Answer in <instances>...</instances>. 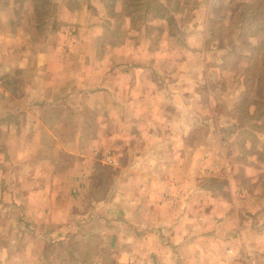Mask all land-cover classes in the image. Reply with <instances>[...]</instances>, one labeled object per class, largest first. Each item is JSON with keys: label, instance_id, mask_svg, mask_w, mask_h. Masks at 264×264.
Listing matches in <instances>:
<instances>
[{"label": "crops", "instance_id": "crops-1", "mask_svg": "<svg viewBox=\"0 0 264 264\" xmlns=\"http://www.w3.org/2000/svg\"><path fill=\"white\" fill-rule=\"evenodd\" d=\"M52 50L44 59L30 61L19 54L0 62V222L23 232L24 239L18 241L19 264H46V258L56 264L54 249L59 243L66 246L65 260L71 264H118L135 253L157 264H233L232 244L244 241L246 233L242 215L248 210L264 211V187L255 200L241 179L263 181L264 167L210 171L214 179L226 177L223 188L217 184L215 190H208L214 230L193 237L186 230L181 247V196L193 199L200 191L191 180L203 153L213 162L221 157L210 149L217 144L211 139L194 143L192 152L181 156V61L172 74L149 62L130 69L112 89L98 91L103 105L96 127L89 116L84 118L89 113L83 111L89 108H79L74 116L72 101L77 91L78 97L92 92L58 88L59 82L73 78L59 80ZM26 67L36 68L29 80L20 77ZM154 69H159L156 74ZM9 83L21 86L12 88ZM185 89L184 98L191 100L194 95ZM27 99L30 102L24 105ZM110 117L112 124L107 125ZM191 127L182 128L188 132ZM106 150L113 152L112 166L98 155ZM27 226L34 233L29 234ZM235 227L241 230L231 232ZM202 242L223 246L224 261L214 258V248L205 252L213 258L204 259L199 250ZM24 243L32 251H24ZM2 251L10 264V250L2 247ZM176 253L182 257L180 263Z\"/></svg>", "mask_w": 264, "mask_h": 264}, {"label": "rangeland", "instance_id": "rangeland-1", "mask_svg": "<svg viewBox=\"0 0 264 264\" xmlns=\"http://www.w3.org/2000/svg\"><path fill=\"white\" fill-rule=\"evenodd\" d=\"M49 49H53L51 55L58 62L59 80L63 76L73 78L59 82L58 88L92 92L89 97H78L77 91L72 101L74 116L79 115V108H89L83 111L89 113L84 118L89 116L96 127L103 105V95L98 91L112 89L124 81L130 69L149 62L172 74L181 61V156L191 153L193 144L206 142L205 139L217 142L210 149L221 155L213 162L206 160L209 155L203 153L197 177L191 180L200 191L193 199L181 196V247L186 230L190 237L205 236L214 230L215 216L208 206V190H215L217 184L223 188L226 177L214 179L210 171L263 169L264 0H0V62L8 55L19 54L30 61L44 59ZM61 63L66 66L59 67ZM33 70L36 73L35 67L21 68L20 77L29 80ZM158 70L154 69V74ZM25 84L22 82V86ZM185 86L194 95L191 100L184 98ZM156 94L161 96V91ZM26 102L30 99L23 104ZM78 103L80 107L76 106ZM112 121L111 118L107 125ZM125 121L123 118L122 122ZM185 125L193 127L187 132L182 128ZM98 155L104 164H112L104 158L113 157L112 150ZM241 181L256 200L264 180ZM246 213L241 220L246 231L244 241L232 244L233 264H264V211ZM19 229L0 222V264H7L2 258V247L10 250V264H19L18 241L24 239ZM26 230L34 233L28 226ZM240 230L235 227L231 232ZM5 240L7 244L2 243ZM22 245L24 251H32L28 250V243ZM30 246L33 247L32 241ZM200 247L207 261L213 257L205 252L212 248L214 258L224 261L223 246L212 247L202 242ZM54 250L58 256L56 264H71L65 260L64 243L57 244ZM176 260H182L178 253ZM45 262L49 264L50 259Z\"/></svg>", "mask_w": 264, "mask_h": 264}, {"label": "built area", "instance_id": "built-area-1", "mask_svg": "<svg viewBox=\"0 0 264 264\" xmlns=\"http://www.w3.org/2000/svg\"><path fill=\"white\" fill-rule=\"evenodd\" d=\"M107 163H114L113 158L110 155H104ZM104 161V162H105ZM118 264H157L151 257L144 254H128L127 259Z\"/></svg>", "mask_w": 264, "mask_h": 264}]
</instances>
